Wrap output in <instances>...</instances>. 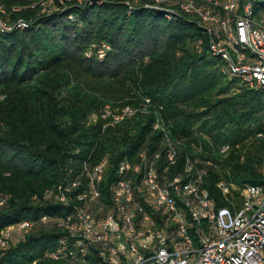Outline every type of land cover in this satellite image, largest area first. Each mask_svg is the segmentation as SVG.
I'll return each instance as SVG.
<instances>
[{
    "label": "trees",
    "instance_id": "trees-1",
    "mask_svg": "<svg viewBox=\"0 0 264 264\" xmlns=\"http://www.w3.org/2000/svg\"><path fill=\"white\" fill-rule=\"evenodd\" d=\"M43 1L54 10L44 12ZM134 1L0 0V20L13 28L0 31V234L64 216L45 193L84 164L108 161V196L120 162L165 150V137L179 151L177 171L187 157L198 161L218 208L237 203L246 184L264 187V91L226 72L205 41L197 47L202 35L190 16L168 20ZM147 99L145 112L119 124L103 118L107 105L137 108ZM30 231L0 250V264H78L50 257L65 235L56 223Z\"/></svg>",
    "mask_w": 264,
    "mask_h": 264
},
{
    "label": "built area",
    "instance_id": "built-area-1",
    "mask_svg": "<svg viewBox=\"0 0 264 264\" xmlns=\"http://www.w3.org/2000/svg\"><path fill=\"white\" fill-rule=\"evenodd\" d=\"M145 8L188 15L211 55L244 87L264 91V0H144ZM135 3L138 0L134 1ZM128 6H131L130 3ZM18 28L26 27L22 22ZM13 28L0 20V31ZM150 100L118 112L107 108L112 125L145 112ZM155 130L161 124L154 125ZM165 150H140L124 158L109 195L102 183L104 159L84 164L82 173L45 193L44 200L63 206L64 216L24 221L0 234V249L12 231L28 232L56 223L65 230L54 260L78 264H264V187L246 184L238 202L218 208L204 188L206 172L187 157L177 171L179 151L168 137ZM225 146L221 153H227ZM225 196L230 187L221 183ZM233 190H237L232 185ZM35 264V263H34Z\"/></svg>",
    "mask_w": 264,
    "mask_h": 264
},
{
    "label": "rangeland",
    "instance_id": "rangeland-1",
    "mask_svg": "<svg viewBox=\"0 0 264 264\" xmlns=\"http://www.w3.org/2000/svg\"><path fill=\"white\" fill-rule=\"evenodd\" d=\"M50 2V1H49ZM49 2H45V1H43L42 3H41V6L43 7V8H46L45 10H44V12L47 10L48 12H50V11H53L54 9H50L49 8V5H51ZM125 4L128 6V4H129V2L127 1V2H125ZM130 5H131V3H130ZM104 50H106V49H104ZM103 49H102V51L100 52V58H103V56H104V54H103ZM6 99V95L5 94H0V103L1 102H3L4 100ZM108 109V110H111V111H113V112H118V111H120V110H122L124 107H111V106H109V105H107L105 108H104V110L105 109ZM104 110H102V111H104ZM101 111V112H102ZM94 119H96V116L94 115V114H92V116H91V121L92 120H94ZM108 125L109 126H114V125H112L111 123H108ZM7 230V229H6ZM6 230H4L3 232H5ZM31 231H28V232H19V231H12L11 233H10V237H9V246L5 249V250H7V249H10L11 247H13V246H16L19 242H21L24 238H25V236L27 235V234H29ZM0 250H2V251H4L3 249H0Z\"/></svg>",
    "mask_w": 264,
    "mask_h": 264
}]
</instances>
